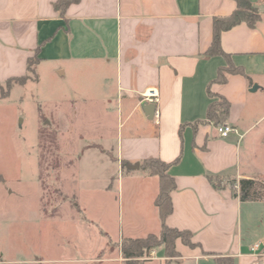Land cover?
<instances>
[{"label":"crops","instance_id":"0c3cea01","mask_svg":"<svg viewBox=\"0 0 264 264\" xmlns=\"http://www.w3.org/2000/svg\"><path fill=\"white\" fill-rule=\"evenodd\" d=\"M250 1L260 21L254 28L241 23L222 33L227 58L205 54L213 42L214 20L230 16L237 8L234 0H81L68 7L65 18L56 11V0H0V84L29 74L36 57L37 80L12 90L39 83L45 66L61 77L71 68L73 89L90 101L101 97L107 111L117 115L118 166L142 165L150 158L173 163L169 174L176 188L166 224L191 231L199 245L191 249L178 241L181 257L173 264H216L219 257L264 264V200L243 202L231 186L219 189L209 180L231 177L238 189L240 180L256 179L242 173L241 151L234 144L252 119L257 93L264 92V0ZM230 61L243 74H228L225 84L215 82ZM150 89L159 93L152 119L143 98ZM218 96L230 102L225 124L238 135L222 138L217 126L206 122ZM141 171L130 180L151 191L148 206L135 201V219L121 239L143 236L140 226L145 235L162 230L154 204L159 179ZM256 244L260 249L253 253ZM155 254L146 264H165L162 248Z\"/></svg>","mask_w":264,"mask_h":264},{"label":"rangeland","instance_id":"374dc122","mask_svg":"<svg viewBox=\"0 0 264 264\" xmlns=\"http://www.w3.org/2000/svg\"><path fill=\"white\" fill-rule=\"evenodd\" d=\"M40 74L39 83L0 95V264H121L117 245L133 204L146 208L151 193L130 180L142 167L118 166L117 115L73 89L71 68L65 77L47 66ZM256 97L234 144L242 173L264 183V92Z\"/></svg>","mask_w":264,"mask_h":264},{"label":"trees","instance_id":"16d2710c","mask_svg":"<svg viewBox=\"0 0 264 264\" xmlns=\"http://www.w3.org/2000/svg\"><path fill=\"white\" fill-rule=\"evenodd\" d=\"M81 0H56L54 7L62 17H66L68 7L80 2ZM237 4L236 10L227 17L216 18L213 26V42L209 50L205 54L206 57H213L221 55L229 57L222 48L221 35L225 31H229L235 26L246 23L249 27L254 28L260 21L261 15L258 8L251 3L250 0H234ZM41 47L37 49L39 53ZM38 57L29 65V74L9 79L5 86L0 84V95L2 99L10 96L12 88L15 84L25 85L29 80H37L35 66L38 62ZM243 74V71L236 68L231 61L228 66L221 68L215 82L225 84L227 82L228 74ZM209 95H213L209 91ZM219 100L211 103L207 112L206 122L219 126L224 124L229 116L231 104L223 96H218ZM173 163H165L160 159L150 158L144 161L141 165L142 169L148 170L150 175L157 176L159 179V191L155 198L154 204L159 210L162 221V230L160 234L154 232L138 238H123L118 243L117 248L123 259V264H146L153 259L152 253L162 248V255L167 260L181 257L177 250V242L181 241L183 245L194 249L199 245L194 242L193 234L189 230H179L172 228L166 224V218L173 212V203L171 199V192L176 188L174 178L169 174V169ZM126 165V164H125ZM123 165V166H125ZM211 183L215 184L217 188L221 189V177H209ZM235 197H239L241 201H263L264 200V183L258 179H242L239 181V188L234 185L231 186ZM76 205V204H75ZM79 211L81 209L77 207ZM103 234L108 236L107 233ZM216 264H236L232 257H219L215 259ZM165 264H169L165 262Z\"/></svg>","mask_w":264,"mask_h":264},{"label":"built area","instance_id":"2783aa9c","mask_svg":"<svg viewBox=\"0 0 264 264\" xmlns=\"http://www.w3.org/2000/svg\"><path fill=\"white\" fill-rule=\"evenodd\" d=\"M144 100L147 103H157L159 100V93L156 89H150L147 91V93L144 95ZM218 134L222 137V138H228L229 136L236 134L238 135L237 130L228 124H221L219 126L216 127ZM260 249V244H256L254 245V247L251 249V251L254 253L256 251H258Z\"/></svg>","mask_w":264,"mask_h":264},{"label":"water","instance_id":"95a60500","mask_svg":"<svg viewBox=\"0 0 264 264\" xmlns=\"http://www.w3.org/2000/svg\"><path fill=\"white\" fill-rule=\"evenodd\" d=\"M257 89H258V86H254L252 88V91L255 92ZM144 108H145V111H146V115L150 119H152L155 116V113H156V109H157L156 105L145 102V107ZM127 168L130 169V170H138V169L141 168V165H140V163H136L134 165H127Z\"/></svg>","mask_w":264,"mask_h":264}]
</instances>
